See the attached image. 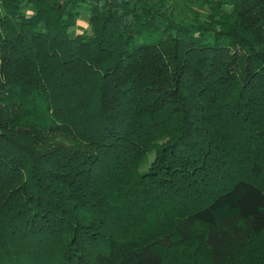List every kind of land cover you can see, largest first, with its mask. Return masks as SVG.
<instances>
[{
    "label": "trees",
    "instance_id": "16d2710c",
    "mask_svg": "<svg viewBox=\"0 0 264 264\" xmlns=\"http://www.w3.org/2000/svg\"><path fill=\"white\" fill-rule=\"evenodd\" d=\"M180 1L0 0V264H264V0Z\"/></svg>",
    "mask_w": 264,
    "mask_h": 264
},
{
    "label": "rangeland",
    "instance_id": "374dc122",
    "mask_svg": "<svg viewBox=\"0 0 264 264\" xmlns=\"http://www.w3.org/2000/svg\"><path fill=\"white\" fill-rule=\"evenodd\" d=\"M175 3L177 10L184 15V13L181 10V1L180 0H171ZM87 28V17L82 16L81 19L78 22V25L76 29L74 30V34H80L82 31H84Z\"/></svg>",
    "mask_w": 264,
    "mask_h": 264
},
{
    "label": "bare ground",
    "instance_id": "6f19581e",
    "mask_svg": "<svg viewBox=\"0 0 264 264\" xmlns=\"http://www.w3.org/2000/svg\"><path fill=\"white\" fill-rule=\"evenodd\" d=\"M85 16V15H84Z\"/></svg>",
    "mask_w": 264,
    "mask_h": 264
}]
</instances>
